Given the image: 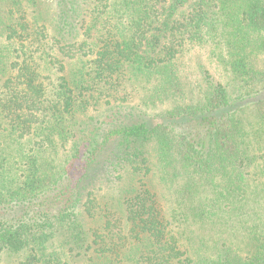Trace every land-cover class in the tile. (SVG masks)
Returning <instances> with one entry per match:
<instances>
[{"label":"trees","instance_id":"16d2710c","mask_svg":"<svg viewBox=\"0 0 264 264\" xmlns=\"http://www.w3.org/2000/svg\"><path fill=\"white\" fill-rule=\"evenodd\" d=\"M262 203L264 0H0V264H264Z\"/></svg>","mask_w":264,"mask_h":264},{"label":"rangeland","instance_id":"374dc122","mask_svg":"<svg viewBox=\"0 0 264 264\" xmlns=\"http://www.w3.org/2000/svg\"><path fill=\"white\" fill-rule=\"evenodd\" d=\"M194 53V52H193ZM192 53V54H193ZM196 55L195 54H193L192 56H191V58H192V60H194L193 58L195 57ZM263 205H264V203H262ZM196 260H198V259H196Z\"/></svg>","mask_w":264,"mask_h":264}]
</instances>
